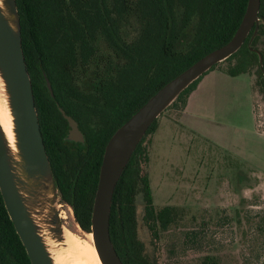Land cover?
<instances>
[{"label":"trees","instance_id":"1","mask_svg":"<svg viewBox=\"0 0 264 264\" xmlns=\"http://www.w3.org/2000/svg\"><path fill=\"white\" fill-rule=\"evenodd\" d=\"M247 1L15 0L46 154L61 201L72 208L84 231H90L99 170L110 137L167 82L229 42ZM258 19L251 48L261 54L262 67L248 48L252 30L235 54L209 72L218 69L231 77L249 75L253 93L264 103V0H260ZM209 72L153 122L116 184L109 234L123 264H157L138 237V196L143 200V221L152 238L183 219L181 208L153 202L151 182L143 172L149 162L145 141L155 133L158 120L167 111L182 113L189 95ZM59 107L83 134L84 144L76 152L64 141L68 124ZM0 264H31L1 194ZM201 264L218 262L207 256Z\"/></svg>","mask_w":264,"mask_h":264},{"label":"rangeland","instance_id":"2","mask_svg":"<svg viewBox=\"0 0 264 264\" xmlns=\"http://www.w3.org/2000/svg\"><path fill=\"white\" fill-rule=\"evenodd\" d=\"M225 78L197 104L196 113L212 135L211 143L201 144L204 149L171 127L180 114L174 109L146 138L149 162L143 172L148 173L154 204L183 210L179 224L152 238L143 221V200L136 199L138 237L157 264H201L207 256L218 264H264V103L251 90L249 76ZM163 129L171 132L166 131V139L158 136ZM180 142L194 147L195 164H185L189 159L178 152L176 164H160L162 151L169 154L167 146H172V155L182 150ZM58 210L64 228L74 232L72 210ZM48 236L60 247L53 234Z\"/></svg>","mask_w":264,"mask_h":264},{"label":"water","instance_id":"3","mask_svg":"<svg viewBox=\"0 0 264 264\" xmlns=\"http://www.w3.org/2000/svg\"><path fill=\"white\" fill-rule=\"evenodd\" d=\"M259 9L260 0H248L245 13L231 40L206 54L167 82L108 140L99 170L89 232L80 227L72 211L76 230L86 237L88 234L91 235V245L101 264H123L109 234L112 198L116 184L131 155L153 122L191 84L209 72L212 67L235 54L252 30L248 48L251 53L257 55L259 65L262 67L261 54L251 48L258 31ZM42 75L53 98L50 82L43 71ZM0 80L4 88L13 135V146H10L0 127V194L30 263L54 264L49 245L53 244L56 247V244L48 235L53 234L59 240L58 244L63 245L64 226L60 220L58 207L66 206L71 210L72 208L61 201L46 154L31 79L22 50L20 20L15 0H0ZM59 112L68 124L64 141L83 143L84 137L77 123L60 107ZM76 230L73 233L78 235Z\"/></svg>","mask_w":264,"mask_h":264},{"label":"crops","instance_id":"4","mask_svg":"<svg viewBox=\"0 0 264 264\" xmlns=\"http://www.w3.org/2000/svg\"><path fill=\"white\" fill-rule=\"evenodd\" d=\"M226 76L228 75L224 74L218 69H215L209 72L207 75H205L202 78V80L198 83L196 88L189 95L186 106L182 111V113L179 115L176 124H174V126L170 125L171 127H176V129L181 132V135H186L187 137L189 135L190 137L197 140L198 143L200 144L198 147L200 149H202L203 146H205L206 144L211 143L212 135H210L208 132L206 133L205 122L203 121V118H201L199 112L196 113L197 104L200 105L201 102L204 100V98L207 97L208 94L213 91L214 88L212 87L214 86L218 87L221 84V82H224ZM250 81H251V90H252V83H253L252 77H250ZM218 98H220V96H218ZM171 127L169 128L170 131H172ZM169 130L159 131L158 136L161 139L165 138L167 135L171 134ZM166 131L169 132L167 133ZM179 144L183 145L182 150H177L178 149L177 148L176 150H173L174 153L172 155H170L172 146H167L169 154L167 152L165 154L164 151H162L163 157H161L162 161L160 164H176L175 161H173V158L176 157L178 153H181L183 156H185V158L189 159L185 162V164H195L194 158L196 155V150L194 149V147L193 146L190 147L189 143L180 142ZM201 144L203 146H201Z\"/></svg>","mask_w":264,"mask_h":264},{"label":"bare ground","instance_id":"5","mask_svg":"<svg viewBox=\"0 0 264 264\" xmlns=\"http://www.w3.org/2000/svg\"><path fill=\"white\" fill-rule=\"evenodd\" d=\"M0 127L10 146H13L12 122L7 108L4 88L0 80ZM61 217V216H60ZM89 241L82 240L71 230L63 229V246L49 245V251L54 264H101L94 247ZM61 245V244H60Z\"/></svg>","mask_w":264,"mask_h":264},{"label":"flooded vegetation","instance_id":"6","mask_svg":"<svg viewBox=\"0 0 264 264\" xmlns=\"http://www.w3.org/2000/svg\"><path fill=\"white\" fill-rule=\"evenodd\" d=\"M66 142H68V144L70 145V149L74 152L81 149L84 144V142L83 143H75V142H69V141H66Z\"/></svg>","mask_w":264,"mask_h":264}]
</instances>
